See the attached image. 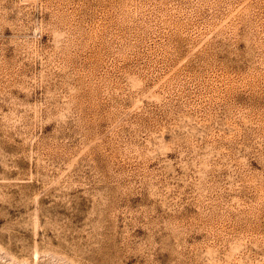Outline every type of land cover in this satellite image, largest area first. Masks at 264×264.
Returning a JSON list of instances; mask_svg holds the SVG:
<instances>
[{
	"label": "rangeland",
	"instance_id": "obj_1",
	"mask_svg": "<svg viewBox=\"0 0 264 264\" xmlns=\"http://www.w3.org/2000/svg\"><path fill=\"white\" fill-rule=\"evenodd\" d=\"M0 264H264V0H0Z\"/></svg>",
	"mask_w": 264,
	"mask_h": 264
}]
</instances>
